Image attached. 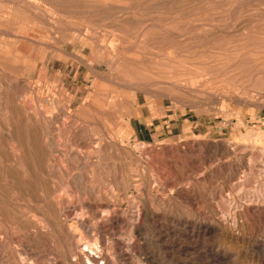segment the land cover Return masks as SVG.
Here are the masks:
<instances>
[{"label": "rangeland", "instance_id": "374dc122", "mask_svg": "<svg viewBox=\"0 0 264 264\" xmlns=\"http://www.w3.org/2000/svg\"><path fill=\"white\" fill-rule=\"evenodd\" d=\"M89 258L264 264V0H0V264Z\"/></svg>", "mask_w": 264, "mask_h": 264}, {"label": "bare ground", "instance_id": "6f19581e", "mask_svg": "<svg viewBox=\"0 0 264 264\" xmlns=\"http://www.w3.org/2000/svg\"><path fill=\"white\" fill-rule=\"evenodd\" d=\"M95 256V255H94ZM89 261H90V264L94 261V260H91L90 258H89Z\"/></svg>", "mask_w": 264, "mask_h": 264}]
</instances>
